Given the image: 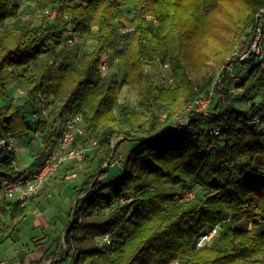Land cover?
I'll return each instance as SVG.
<instances>
[{
    "label": "trees",
    "instance_id": "16d2710c",
    "mask_svg": "<svg viewBox=\"0 0 264 264\" xmlns=\"http://www.w3.org/2000/svg\"><path fill=\"white\" fill-rule=\"evenodd\" d=\"M23 2L43 10L42 23L22 17ZM127 8L131 30L123 32L118 24ZM262 11L264 0H0V139L30 131L23 107L3 104L8 81L18 79L35 107L59 102L37 121L43 140L30 169L54 147L68 113L82 117L77 142L98 141L97 168L78 189L72 219L55 240L61 244L62 238V252L50 264L67 258L71 264H264V231L225 225L244 220L264 227V67L254 56L241 62L234 55L247 50L257 27L264 33ZM61 44L74 52L58 50ZM111 58L121 77L108 72ZM155 60L171 70L168 87L157 86L147 72ZM212 61L215 76L191 75ZM227 63L239 81L221 69ZM133 82L139 86L137 109L117 115L119 92ZM211 89L208 114H194L183 127L173 123L183 107ZM161 111L165 118L158 121ZM147 118L146 127L139 124ZM126 140L136 144L120 162L123 173L109 178V161ZM2 155L0 177L12 178L18 174L14 150ZM44 184L27 206L0 205V213L8 214L0 245L16 221L39 207ZM186 190L191 197H184ZM104 236L109 244L100 246Z\"/></svg>",
    "mask_w": 264,
    "mask_h": 264
},
{
    "label": "rangeland",
    "instance_id": "374dc122",
    "mask_svg": "<svg viewBox=\"0 0 264 264\" xmlns=\"http://www.w3.org/2000/svg\"><path fill=\"white\" fill-rule=\"evenodd\" d=\"M22 17L25 20H32L33 25H39L42 23L43 19V10L37 7L34 3L23 2L22 6ZM131 8H127L125 10V17L121 23L118 24V28L120 27H128L127 23L132 17L133 13L131 12ZM149 15V14H148ZM151 16H146V19L151 21L153 24H156V20L150 18ZM45 18V16H44ZM49 19V18H48ZM52 20V19H49ZM264 22V18L262 19ZM78 45V50L80 51V47L82 45L81 42L76 43ZM250 44V42H249ZM121 46V45H119ZM94 47V42L90 41L87 44V49L92 50ZM249 48V45L247 49ZM68 50L74 52L75 48H71L61 44L58 50ZM238 52H235L236 55ZM239 54V53H238ZM108 72L117 73L120 77L122 76V69L116 62V60L112 61V58L109 62ZM214 71L216 72L215 63L212 61L209 64L201 67L200 69L191 72V75L198 80L209 78L214 75ZM147 72L153 76L154 82L159 87H168L172 83V74L168 65H164L160 60H155L151 65L147 67ZM215 76V75H214ZM8 88V96L3 104H7L10 101H13L15 104L21 105L25 112V117L27 120H32V124L30 127V131L27 134L23 135L19 139H17L14 153H15V161L13 163V169L17 172L35 170V167L30 169L29 165L33 162L34 157L40 151L42 146L43 136L40 131L35 129L37 125V121H43L46 119L48 113L56 108L59 104L55 98L50 100L49 102L43 103V106L37 105L35 107L32 104L31 99L27 96L28 87L22 80L11 79L7 83ZM138 92L139 86L137 82H133L130 87H124L119 92V102L115 108L116 114H120L123 108H127L130 110H136L138 106ZM254 101L259 100V95L257 94L254 98ZM41 106V107H40ZM36 110L39 112L38 119H34L32 117L33 111ZM35 112V111H34ZM160 113V112H159ZM162 115L164 113L161 111L159 114L158 121H162ZM150 118L141 120L139 124H143L145 127L149 123ZM61 124V123H60ZM59 124V126H60ZM119 139H115L112 143L115 144ZM91 141L89 138H82L77 143L83 146L86 149L84 158L81 162H68L70 165V172H75L77 174L76 179L73 180V183L69 186V191L67 195L63 194L64 201L63 206L61 208L62 212H58L56 210H49L50 214L47 217L50 219L46 224H42L40 227L28 226L30 220H27V224H22V228L15 230L12 236L7 239L3 244L0 245V260H5L8 262L13 259L14 251H18V258L21 259L23 257L34 254L31 258L33 259V264H50V259L55 256H60L62 252L61 244H63V233L66 230V226L71 221L72 217L70 216V210L74 205L76 200V195L78 189L81 188V183L85 181L86 178L92 176L95 173V168H97L98 160H93V154L96 150V147L91 146ZM135 141H123L121 142L116 149V153L114 155L113 161L117 157H121L125 159L129 151L135 146ZM66 164V163H65ZM123 164L114 163V165L109 168V178L116 177L123 173ZM72 170V171H71ZM42 201V200H41ZM42 204V203H41ZM44 207H40V212L43 211ZM54 216V217H53ZM8 222V217L6 215H0V225L2 223ZM226 226L244 228L247 230H251L253 232H262L264 231V227L260 229H254L252 226L241 220L239 222L230 221L225 224ZM19 237H17V233H20ZM61 238V244L56 243V239ZM32 250V251H30ZM57 264H71V258H67L65 260H61Z\"/></svg>",
    "mask_w": 264,
    "mask_h": 264
},
{
    "label": "built area",
    "instance_id": "2783aa9c",
    "mask_svg": "<svg viewBox=\"0 0 264 264\" xmlns=\"http://www.w3.org/2000/svg\"><path fill=\"white\" fill-rule=\"evenodd\" d=\"M264 13V11H262ZM50 18L55 16V12L47 13ZM149 18V16H148ZM152 18V17H150ZM153 19V18H152ZM154 20V19H153ZM130 27H121V31L129 32ZM254 56L259 64L264 67V33L262 28L259 26L253 32L250 40L249 48L242 54H236L239 61H245L248 57ZM106 63L102 62L100 68L103 72L106 70ZM221 69H225L230 77L239 81L240 78L234 73L233 65L227 63L222 66ZM245 66H242V70ZM218 79V75H217ZM212 89L201 96L195 98V100L188 106L183 107L174 117L173 123L179 127L186 126L188 120L194 114L206 115L209 111V105L212 100ZM39 112L32 115L34 119H38ZM162 119L165 115L161 116ZM259 124V119L255 118L253 121ZM82 117L77 113H68L64 116L59 126L56 135V141L54 147L45 155L41 163L35 168V170H28L18 172L12 178L0 177V205L3 202H17L20 206H27L33 196H35L43 184L48 178L55 175L60 168L68 162L79 163L83 160L86 149L79 145L76 141L77 136L83 134V124ZM212 134L218 135L219 131L214 129ZM120 140V138H118ZM17 139L13 136H7L0 139V152H5L14 149ZM97 140L91 141V146L95 147L97 145ZM111 161V160H110ZM109 161V166L114 165V163H120L122 158L119 156L114 161ZM105 164L103 167H105ZM77 174L75 172H70L64 176L66 181H73L76 179ZM192 196L190 190L185 191V198ZM219 227L212 229L209 233L201 236L197 241V247L202 246L208 242L212 236L215 234ZM109 244L108 236H104L99 245L103 246ZM0 264H6L5 261H1Z\"/></svg>",
    "mask_w": 264,
    "mask_h": 264
},
{
    "label": "crops",
    "instance_id": "0c3cea01",
    "mask_svg": "<svg viewBox=\"0 0 264 264\" xmlns=\"http://www.w3.org/2000/svg\"><path fill=\"white\" fill-rule=\"evenodd\" d=\"M70 165L68 163L64 164L60 170L53 176L47 179L45 182V196L43 197L39 207L30 213H28L26 219L22 221H16V227L19 229L22 228V224L24 223L25 225L27 224V220H30L28 223V226H34V227H40L42 224H46L45 222H48L50 220L47 215L50 214L48 212L49 210H56L58 212H62L61 208L63 206V201L64 199L63 194L67 195L69 191V186L73 183V181H66L64 179V176L68 173H70ZM72 171V170H71ZM73 172V171H72ZM83 183V182H82ZM81 183V185H82ZM44 207L43 211L40 212L39 208ZM0 215H6L8 217V214H1ZM54 217V216H53ZM7 223V222H6ZM17 229V228H16ZM15 232V231H14ZM20 233H17V237H19ZM18 251H14V257L13 259L9 260L6 262L5 260H0L5 261L6 264H33V259L31 258L34 254H31L29 256L23 257L19 259L18 256ZM32 251V250H30Z\"/></svg>",
    "mask_w": 264,
    "mask_h": 264
},
{
    "label": "water",
    "instance_id": "95a60500",
    "mask_svg": "<svg viewBox=\"0 0 264 264\" xmlns=\"http://www.w3.org/2000/svg\"><path fill=\"white\" fill-rule=\"evenodd\" d=\"M5 158L4 155L0 156V162H2V160Z\"/></svg>",
    "mask_w": 264,
    "mask_h": 264
}]
</instances>
